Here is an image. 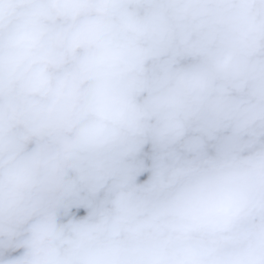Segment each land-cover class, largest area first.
<instances>
[{"label": "clouds", "instance_id": "clouds-1", "mask_svg": "<svg viewBox=\"0 0 264 264\" xmlns=\"http://www.w3.org/2000/svg\"><path fill=\"white\" fill-rule=\"evenodd\" d=\"M0 264H264V0H0Z\"/></svg>", "mask_w": 264, "mask_h": 264}]
</instances>
